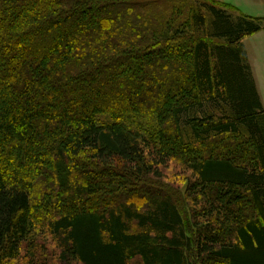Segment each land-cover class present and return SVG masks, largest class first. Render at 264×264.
<instances>
[{
	"label": "trees",
	"instance_id": "obj_1",
	"mask_svg": "<svg viewBox=\"0 0 264 264\" xmlns=\"http://www.w3.org/2000/svg\"><path fill=\"white\" fill-rule=\"evenodd\" d=\"M263 30L220 0H0V264H40L37 229L62 264H264Z\"/></svg>",
	"mask_w": 264,
	"mask_h": 264
},
{
	"label": "rangeland",
	"instance_id": "obj_2",
	"mask_svg": "<svg viewBox=\"0 0 264 264\" xmlns=\"http://www.w3.org/2000/svg\"><path fill=\"white\" fill-rule=\"evenodd\" d=\"M240 9L248 13L249 15L252 16H264V5H238ZM209 18H211L210 12L208 13ZM259 79H261L260 83V93L262 97L264 98V73H258ZM174 169L169 171L170 176L169 178L172 179L173 181H178V184L180 183V176L172 174L175 171ZM175 176V177H174ZM173 177V178H172ZM33 239L35 240L37 244L36 248V254H37V261L40 264H62L59 260V249L57 247V242L56 240L44 230L37 229L35 230L33 234ZM26 250V249H25ZM27 251L24 252V258L25 255L28 256ZM25 263V259L22 260V263ZM21 263V264H22ZM79 264V263H76Z\"/></svg>",
	"mask_w": 264,
	"mask_h": 264
},
{
	"label": "crops",
	"instance_id": "obj_3",
	"mask_svg": "<svg viewBox=\"0 0 264 264\" xmlns=\"http://www.w3.org/2000/svg\"><path fill=\"white\" fill-rule=\"evenodd\" d=\"M220 1L231 3L237 6L238 8H240L238 5H264V0H220ZM244 45L247 50L249 61L254 72L258 90L260 92L261 79H259L258 73L260 74L264 73V30L245 39ZM261 98L264 105V98L262 97V95Z\"/></svg>",
	"mask_w": 264,
	"mask_h": 264
}]
</instances>
